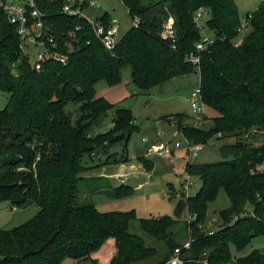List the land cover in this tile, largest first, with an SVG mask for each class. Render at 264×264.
<instances>
[{"label": "trees", "instance_id": "1", "mask_svg": "<svg viewBox=\"0 0 264 264\" xmlns=\"http://www.w3.org/2000/svg\"><path fill=\"white\" fill-rule=\"evenodd\" d=\"M121 1L138 23L108 51L86 19L62 13L63 0H35L44 13L46 36L68 59L65 63L47 59L38 68L20 50L17 30L0 9V91L9 93L0 109V201L40 208L23 224L0 227V264H77L82 260L95 264L92 254L110 237L116 253L108 264H135L156 254L141 236L129 231L133 210L101 212L95 204L80 203L81 174L94 166L83 163L85 156L123 140V155L108 154L105 163L128 161L126 146L137 128L131 110L97 96L95 90L99 81L119 84L124 66L130 68L133 85L145 91L198 73L201 101L216 115L208 125L203 115L201 125L178 122L177 129L193 143L211 141L217 133L235 138L220 144L218 161L186 165L201 186L192 196L180 194L173 217L140 218L141 229L167 246L156 264L180 245L169 230L184 208L193 217L186 225L192 241L182 253L190 259L185 264H198L205 252L209 264H264V254L257 248L234 259L231 252V247L240 251L254 236L264 234V0L246 14L251 15L237 46L233 42L241 22L234 0ZM199 6L210 13L207 29L215 42L197 52L200 32L193 16ZM168 18L174 24V47L161 37ZM98 20L108 24V12ZM190 53L200 55L197 66L187 60ZM108 110H113L112 126L90 134ZM138 160L145 170L151 169L149 159L139 156ZM86 180L101 181L104 185L97 190L111 189L117 197L133 190L124 185L113 188L104 176ZM168 187L172 196L173 187ZM220 188L229 206L219 211L223 223L210 234L200 226ZM250 209L255 216L245 215Z\"/></svg>", "mask_w": 264, "mask_h": 264}, {"label": "rangeland", "instance_id": "2", "mask_svg": "<svg viewBox=\"0 0 264 264\" xmlns=\"http://www.w3.org/2000/svg\"><path fill=\"white\" fill-rule=\"evenodd\" d=\"M261 0H234L238 6V15L240 20L246 17L248 12L254 11ZM98 6H90L86 9L85 14L90 18H97L99 13L108 12L113 16L119 26L118 37L120 38L133 25L132 20L128 14V10L121 0H97ZM210 13L205 17L209 18ZM207 35H211L208 29H204ZM28 59L34 62V48L28 49ZM121 81L117 85H108L104 80L99 81L95 85L97 96L105 97L108 101L120 106L129 108L131 110L134 124L137 126L135 131L130 135L127 143L128 161L121 163L108 162L105 163L108 154L120 157L125 142L123 140L115 142L107 146L105 150H98L93 156H85L83 163L87 166L94 165L83 174L79 183L80 188V203L95 204L99 211L107 212L110 210L116 211H130L135 212V219L129 222V231L132 234L141 236L144 244L156 250V254L144 261L135 264H156L158 260L162 259L166 254L167 246L163 240L152 238L146 234L140 226V218H155L160 216L173 217V211L177 198L181 192V181L185 173V161L187 152L185 147H176L171 138L173 127L169 123L185 122L187 120L192 122L194 114L191 105L189 104V96L193 87L199 84V74L189 73L168 81L161 83L151 90L145 91L133 85L130 68L124 66L120 70ZM161 91V92H160ZM9 93L0 91V109H3L7 103ZM171 114V115H170ZM176 114H182L184 117H178ZM204 115V124L208 125L210 118L216 113L206 107ZM186 116V117H185ZM113 110H108L104 116L100 117L96 124L89 130L90 134L102 133L112 126ZM162 129V135L160 134ZM181 139V136L178 135ZM185 138V137H184ZM184 138L182 141H184ZM234 137L217 136L212 142L204 143L203 148L198 151L197 157L193 162L202 161H218L221 159L220 151L218 150L222 143H232ZM147 140V142H145ZM164 143L172 149V154H145V147L149 144ZM182 146V143H181ZM142 156L149 159L152 163L149 172L152 173V179L149 185H142L136 189L138 182H144L145 171L138 160ZM184 158V159H178ZM120 173L124 177L122 181L117 178ZM91 176H109L110 185L115 188L120 185L129 186L133 188L130 194L122 197L113 195L111 189L104 191L97 190V188L104 185L101 181H88L86 178ZM193 185L188 190V196L194 195L201 186L200 180L196 176H190ZM136 185V186H135ZM168 185H172L173 193L170 196ZM97 187V188H96ZM96 189V190H95ZM229 206V199L223 188H220L216 194L214 201L209 203L206 219L203 228L205 230H217L220 228L222 219L219 216V211ZM37 205H27L25 207L12 206L8 201H0V227L3 229H11L26 222L27 219L33 217L38 211ZM181 218L172 225L169 233L174 241L182 244L189 238L186 225L190 220L188 208H184ZM114 238L110 237L105 244L95 253L92 254L91 259L95 264H108L112 256L116 253L114 246ZM259 249L264 254V234L257 235L252 238L250 243L244 249L238 251L231 247L233 259L237 256H243L250 253L253 249ZM69 264V263H68ZM73 264V263H71ZM77 264H90V260H82Z\"/></svg>", "mask_w": 264, "mask_h": 264}, {"label": "built area", "instance_id": "3", "mask_svg": "<svg viewBox=\"0 0 264 264\" xmlns=\"http://www.w3.org/2000/svg\"><path fill=\"white\" fill-rule=\"evenodd\" d=\"M83 5H86L84 9H82ZM98 5L99 3L97 2V0H63L61 11L66 15H77L86 19L90 23V26L92 27L93 32L99 42H102L106 50L112 51L118 43L119 39V26L117 20L114 17H110L109 23L104 24L103 22H100L98 18L92 19L85 14V10L88 9L90 6ZM0 9L3 13H5L8 22L12 24L17 30V35L19 38L18 45L20 50L27 57H29L28 49L30 47L34 48V62H30L33 63L35 67L38 68V66H40V64L43 61H46L47 59H55L60 61L61 63H65L68 60L67 54L57 49L58 44L52 38H50V36H46V31L44 27L45 24L43 20L44 13L38 9L35 0H0ZM208 13L209 11L205 7L199 6L193 16V22L196 24L197 28H199L200 32V40H198L195 45L197 52L206 50L215 42L213 34L207 35L204 32V29H207L206 20L208 18L205 16ZM250 15L251 14H248L247 17H245L243 20H240L241 26L240 28H238L239 33L233 42L235 46H237L243 39L245 29L248 23L247 19L250 17ZM137 23L138 18H134L132 20V25H137ZM161 37L162 39L171 40L172 47H174L175 29L172 18H168L165 22L164 29L161 32ZM69 45L70 44H65L67 48H69ZM187 60L192 65L197 66L200 60V55L190 53L187 55ZM189 104L191 105L192 112L194 114V117L192 118V123H194L195 125H201L203 121L202 116L205 113L206 106L201 101L200 88L198 87V85L194 87L190 95ZM217 136H221L220 133H217ZM210 142H212V140ZM174 144L176 147H179V143ZM203 146V142L193 143L185 139V150L187 152V157L186 159L178 158L184 159L185 161L184 168L186 174L183 176L180 184V194L183 196V198L187 197L188 190L193 185V182L190 180L191 175L188 172L186 165L188 163L193 162V159L197 157L199 153L198 151H200ZM153 153L169 156V154H172V149L164 143L160 142L158 144L150 145L146 148L145 154L152 155ZM145 178L146 180L142 183H139L135 187L136 189L142 187V185L149 184L150 180L152 179V173L149 171H145ZM245 215L255 216L252 209L246 212ZM189 217L191 216L189 215ZM192 218L193 217H191L190 220ZM261 219L264 220V215ZM203 225L200 226V228L202 227V230H205V228H203ZM207 231L212 234L214 230L208 229ZM191 241L192 239L189 236L188 240H186L180 245L174 246L172 248V253L165 259L162 264H185L189 262L190 259L186 260L183 257L182 253L184 251H188V249L190 248ZM197 262L198 264H209L206 252L202 254L201 258Z\"/></svg>", "mask_w": 264, "mask_h": 264}, {"label": "crops", "instance_id": "4", "mask_svg": "<svg viewBox=\"0 0 264 264\" xmlns=\"http://www.w3.org/2000/svg\"><path fill=\"white\" fill-rule=\"evenodd\" d=\"M104 13V12H103ZM102 12L101 13H99L98 15H97V18H99V17H101V15L103 14ZM109 14V13H108ZM109 16L112 18L113 16H111V14H109ZM183 77V76H182ZM177 78V77H176ZM172 79H174V78H172ZM172 79H169V80H167L166 82H164V83H167L168 81H171ZM160 85V84H159ZM157 86V85H156ZM155 87V86H154ZM196 87V86H195ZM193 89H194V87H193ZM192 91L193 90H191V92H190V95H191V93H192ZM161 92V91H160ZM190 97V96H189ZM171 115V114H170ZM187 122H189L188 120H187ZM191 122V121H190ZM189 122V123H190ZM171 125H172V127H173V132H172V134H171V138L169 139V140H172L173 141V143H179V147H185V136H183L182 135V133L177 129V125L174 123V121H171V122H169ZM162 129H160V134L162 135L163 133H162ZM178 135H180L181 136V139L179 138V136ZM184 138V141H182V139ZM145 142H147V140H145ZM181 143H182V146H181ZM153 144H155V143H153ZM153 144H149V145H153ZM148 146L146 145V147H145V150H146V148H147ZM153 154H157V153H153ZM152 154V155H153ZM151 156V155H150ZM142 165V164H141ZM144 169V168H143ZM145 170V169H144ZM123 175V173L122 174H120V173H118L117 174V178L120 180V181H122V179H124V177H122V179H121V176ZM104 177H108V178H112V177H109V176H104ZM139 183H142V182H138V184ZM138 184H136V185H138ZM135 185V186H136ZM147 185H149V184H147Z\"/></svg>", "mask_w": 264, "mask_h": 264}]
</instances>
